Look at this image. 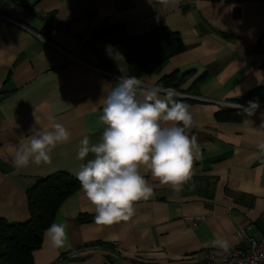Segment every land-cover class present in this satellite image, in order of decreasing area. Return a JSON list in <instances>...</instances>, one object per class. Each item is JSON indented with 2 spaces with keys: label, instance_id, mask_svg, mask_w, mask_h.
<instances>
[{
  "label": "crops",
  "instance_id": "obj_1",
  "mask_svg": "<svg viewBox=\"0 0 264 264\" xmlns=\"http://www.w3.org/2000/svg\"><path fill=\"white\" fill-rule=\"evenodd\" d=\"M115 26L122 28L117 38L155 27L181 38L184 51L140 80L157 86L176 74L174 88L190 100L195 124L188 135L200 147L193 175L176 192L141 169L154 195L135 202L128 221L108 226L95 224L80 188L54 217L67 225V246L52 249L42 237L33 264H206L207 250L219 249L213 240L241 246V229L260 237L264 156L257 144L264 141V108L237 122L215 115L233 109L220 102L264 93V0H0V218L27 221L30 186L55 172L77 179L79 165L92 158L77 160L79 141L98 142L105 127L100 100L128 77L118 46L107 42L115 36L97 35ZM54 122L71 136L52 151L51 163L15 169L19 141Z\"/></svg>",
  "mask_w": 264,
  "mask_h": 264
},
{
  "label": "clouds",
  "instance_id": "obj_2",
  "mask_svg": "<svg viewBox=\"0 0 264 264\" xmlns=\"http://www.w3.org/2000/svg\"><path fill=\"white\" fill-rule=\"evenodd\" d=\"M154 0H149L153 4ZM167 4L168 0H155ZM178 2V0H177ZM174 88L146 86L135 76L121 77L115 87L101 100L99 121L105 127L96 143L84 136L78 145L77 160L85 161L74 174L83 195L94 211V222L108 226L128 221L134 212V203L154 195L141 169L150 172L161 185H170L180 192L192 177L193 154L200 147L188 130L195 126L189 106L177 97ZM258 107L251 104L249 115ZM55 120L54 117H49ZM264 128V125H261ZM27 139H21L12 160L17 170L29 164L41 166L51 163V153L58 144L67 143L71 133L59 122L51 129L32 128ZM264 156V141L257 144ZM44 242L52 249L68 244L67 225L53 222L44 230ZM213 246L227 253L226 239L212 241Z\"/></svg>",
  "mask_w": 264,
  "mask_h": 264
},
{
  "label": "trees",
  "instance_id": "obj_3",
  "mask_svg": "<svg viewBox=\"0 0 264 264\" xmlns=\"http://www.w3.org/2000/svg\"><path fill=\"white\" fill-rule=\"evenodd\" d=\"M122 33L120 26L107 27L97 35L114 37L105 41L117 45L127 66L128 77L140 79L152 74L159 66L174 55L184 51L181 38L166 27H155L135 37L117 36ZM176 74L161 78L157 86L174 88ZM200 83L197 80L194 85ZM175 89V88H174ZM253 96L252 101L249 96ZM189 104L190 100L178 98ZM254 100V101H253ZM239 104L264 108V93L256 89L239 100ZM247 112L244 109H225L216 113L220 121H239ZM81 188L77 179L65 172H55L36 181L26 190L29 218L23 223H8L0 218V263L33 264L32 253L41 246L44 230L54 222L55 213L61 203Z\"/></svg>",
  "mask_w": 264,
  "mask_h": 264
},
{
  "label": "built area",
  "instance_id": "obj_4",
  "mask_svg": "<svg viewBox=\"0 0 264 264\" xmlns=\"http://www.w3.org/2000/svg\"><path fill=\"white\" fill-rule=\"evenodd\" d=\"M183 97V96H181ZM220 106L233 109H250V107L239 104L220 102ZM245 229L238 232L241 246L229 248L227 253L217 255L220 249L207 250L205 254L206 264H264V229L260 237L255 238L246 234Z\"/></svg>",
  "mask_w": 264,
  "mask_h": 264
}]
</instances>
